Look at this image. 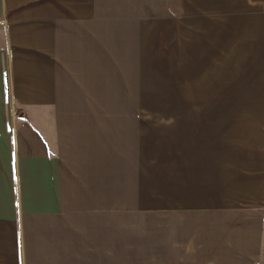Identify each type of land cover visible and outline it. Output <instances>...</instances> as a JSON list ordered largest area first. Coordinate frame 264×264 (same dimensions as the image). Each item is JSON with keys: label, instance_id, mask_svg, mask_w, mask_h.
I'll return each mask as SVG.
<instances>
[{"label": "crops", "instance_id": "crops-1", "mask_svg": "<svg viewBox=\"0 0 264 264\" xmlns=\"http://www.w3.org/2000/svg\"><path fill=\"white\" fill-rule=\"evenodd\" d=\"M263 261L264 0H0V264Z\"/></svg>", "mask_w": 264, "mask_h": 264}, {"label": "rangeland", "instance_id": "rangeland-1", "mask_svg": "<svg viewBox=\"0 0 264 264\" xmlns=\"http://www.w3.org/2000/svg\"><path fill=\"white\" fill-rule=\"evenodd\" d=\"M227 13V12H226ZM227 18L223 14V21L226 22ZM223 43V56L226 55V58H223V64L221 71L222 73L216 76V82L218 84V97L220 98L221 105L216 108L217 112H220L222 115L223 121H225L224 125H228L229 121L240 119V116H253L256 114H259L261 112V107L254 106L253 99L246 104L244 92L243 91H237V99H232L231 96V88H230V76H229V47L228 43ZM191 62V69L189 70V73L187 75H184V77L180 76V80H182L180 84V95L186 98V103L188 98H196V102L198 101V94H199V88H202L203 86V80H207L209 78H213L210 73H206L203 75H198L197 73L193 72L192 70V64L195 62V60L190 59ZM186 70V68L184 67ZM176 70H179L178 68L171 69V72H169L168 75L163 76L164 79H166L165 83L166 85H169L171 81H169L172 78V75L170 73H175ZM174 75V74H173ZM174 86H177L178 83L174 82ZM178 87H175V90L172 91L174 95H170V98H178ZM212 92V91H211ZM169 94V92H168ZM181 98V97H180ZM192 103V101H191ZM200 109H205L207 112L213 110L212 108L207 107H201ZM199 110L197 106H187L186 107H144L143 108V115H153L158 116L159 118L161 116H194L196 115ZM215 111V110H214ZM213 112V111H212ZM238 116V117H237ZM162 118V117H161ZM160 120V119H159ZM264 264V261L262 262Z\"/></svg>", "mask_w": 264, "mask_h": 264}]
</instances>
